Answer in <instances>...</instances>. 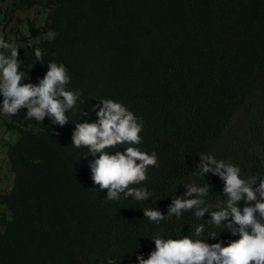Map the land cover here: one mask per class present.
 <instances>
[{"label": "trees", "instance_id": "obj_1", "mask_svg": "<svg viewBox=\"0 0 264 264\" xmlns=\"http://www.w3.org/2000/svg\"><path fill=\"white\" fill-rule=\"evenodd\" d=\"M10 1L11 13L34 5L47 11L44 25L31 22L15 45L25 83L37 84L55 62L67 69V90L79 96L63 127L49 117L26 119L27 109L12 117L21 135L9 149L13 191L0 194L10 212L0 211V264H138V255L154 250L156 233L195 238L200 224L209 244L238 240L226 227L231 218L215 226L209 213L200 219L193 210L169 219L167 208L192 183L210 185L208 205L227 199L219 176L198 174L201 155L238 167L241 179L256 180L254 189L264 180V0ZM49 32L55 37L28 41ZM104 99L123 104L143 125L139 145L106 151L135 146L156 154L158 166L133 185L147 188V200L123 193L108 200L91 179L98 156L73 146L75 124L96 122ZM255 203L245 198L237 207ZM146 208L165 220L151 222Z\"/></svg>", "mask_w": 264, "mask_h": 264}, {"label": "clouds", "instance_id": "obj_2", "mask_svg": "<svg viewBox=\"0 0 264 264\" xmlns=\"http://www.w3.org/2000/svg\"><path fill=\"white\" fill-rule=\"evenodd\" d=\"M48 36L54 38L55 33L49 32ZM35 57L37 61L42 59L40 49L35 50ZM19 58L18 48L0 36V95L3 97L0 112L15 116L21 109H27L26 119L42 123L45 117H49L60 127L68 124L66 112L75 107L79 93L67 90L70 82L67 69L62 64L50 62L46 74L37 84L25 83L24 74L19 71ZM101 103L102 107L96 111V122L75 124L73 146L77 149L86 147L91 155L98 156L89 165L91 179L100 190H107L108 200H119L121 193L137 201L147 200L152 195L147 188L133 185L147 180L149 166H158L156 154L149 155L135 146L114 154L106 151L121 144L139 145L143 125L123 104L112 99H104ZM198 169L199 175L211 172L224 181L223 193L227 199L208 205L203 197L208 194L210 185L188 184L184 186L187 191L183 195L172 199L167 218L175 216L179 219L184 212L193 210L194 216L200 219L209 213V223L215 226L231 218L226 227L233 235L238 233L240 238L227 246L209 244L200 238L204 233L203 224L195 228V238L184 235L178 239H165L156 233L151 237L154 250L146 259L138 255V264H264V223H261L264 220V180L254 189V178L241 179L238 167L218 161L212 155H201ZM257 193L260 200H257ZM245 198L256 203L241 211L237 204ZM210 208L216 210L210 211ZM257 212L261 220L257 219ZM143 215L156 224L166 218L155 208L144 209ZM212 239H215L214 234ZM108 264L113 261L109 260Z\"/></svg>", "mask_w": 264, "mask_h": 264}, {"label": "rangeland", "instance_id": "obj_3", "mask_svg": "<svg viewBox=\"0 0 264 264\" xmlns=\"http://www.w3.org/2000/svg\"><path fill=\"white\" fill-rule=\"evenodd\" d=\"M10 5H11L10 0H0V15H1L0 36H2L6 42L12 43L13 45L22 44L23 40L21 39V35L30 34L29 31L30 23L33 22V24L36 26L44 25L47 11L42 6L34 5L31 8L18 10L15 13H11L9 12ZM5 12L8 13V18H5ZM46 36H48V33H42L38 36H30L28 41L30 43H34L38 41L40 37H46ZM24 79H25V74H24ZM22 113H23V109H21L18 112V115L22 116ZM0 122H2L5 125L10 124L9 120H6L5 116H3L2 112L0 113ZM0 211L7 212L8 214L10 213L4 203H0Z\"/></svg>", "mask_w": 264, "mask_h": 264}, {"label": "built area", "instance_id": "obj_4", "mask_svg": "<svg viewBox=\"0 0 264 264\" xmlns=\"http://www.w3.org/2000/svg\"><path fill=\"white\" fill-rule=\"evenodd\" d=\"M9 123L0 130V194L3 195L11 193L15 185L9 149L21 135L16 126L18 122L10 120Z\"/></svg>", "mask_w": 264, "mask_h": 264}, {"label": "crops", "instance_id": "obj_5", "mask_svg": "<svg viewBox=\"0 0 264 264\" xmlns=\"http://www.w3.org/2000/svg\"><path fill=\"white\" fill-rule=\"evenodd\" d=\"M0 19H1V15H0ZM1 21V20H0ZM2 100H3V97L2 95H0V106H2ZM1 113V112H0ZM3 116H5L6 120H11V118L13 116H10V115H6V114H3ZM5 126V124H3L2 122H0V130Z\"/></svg>", "mask_w": 264, "mask_h": 264}]
</instances>
